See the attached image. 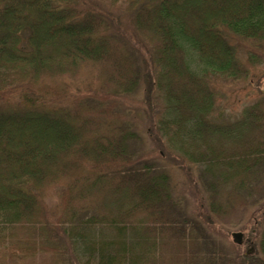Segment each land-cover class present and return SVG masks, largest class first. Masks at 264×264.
Instances as JSON below:
<instances>
[{"label":"trees","instance_id":"16d2710c","mask_svg":"<svg viewBox=\"0 0 264 264\" xmlns=\"http://www.w3.org/2000/svg\"><path fill=\"white\" fill-rule=\"evenodd\" d=\"M117 10L159 77L114 30ZM262 47L264 0H0V264H264V203L250 248L203 243L204 223L264 199V96L215 116L217 80L244 78L241 50ZM141 85L151 112L164 92L150 127L181 186L133 152L120 101ZM193 164L206 195L185 215Z\"/></svg>","mask_w":264,"mask_h":264},{"label":"rangeland","instance_id":"374dc122","mask_svg":"<svg viewBox=\"0 0 264 264\" xmlns=\"http://www.w3.org/2000/svg\"><path fill=\"white\" fill-rule=\"evenodd\" d=\"M117 12L118 13L113 16L112 20L114 30L123 37L129 49L137 57L141 67L144 69L146 63H149L152 66L155 75L154 78L159 77V64L155 59L153 49L139 31L128 26V20L125 19L124 12L122 10H117ZM118 20H121V25L117 23ZM257 52L258 54H250L249 56L245 48L241 50L240 57L245 63L247 72L244 78L240 80H217L216 87L220 95L218 96L216 104L215 116H217L218 119L237 118L246 105L254 103L264 96V47L258 49ZM82 76L89 82L87 70H84ZM145 101L146 94L143 90V85H141L134 94L120 101V109L128 114L130 125L136 132L133 136V152L135 156L141 158L142 161L151 162L153 160L158 168H162L163 165L167 163L168 167L170 166L172 168V173H174L175 178L173 177V181L180 185L178 180L182 177L181 169L178 165H173L172 162L174 161L168 159L163 151H161V156L157 154L158 138L156 136L158 135V137H160L162 142L165 143L166 148L167 137L163 135L162 131L152 133V128L150 127L151 116L155 117L158 121L159 118L165 117L166 115V103L163 90L157 88L153 112L147 109ZM199 169L202 170L200 164H193L191 173L194 174L193 178L195 185L189 189H184V191L188 192L182 193L177 201L178 204L180 203V209L183 210L185 215H191V208L198 205L199 195H206V189L198 179ZM182 196H188L189 201L187 203L183 202ZM253 198H259L256 192ZM47 201L51 206L57 203L55 195L52 194ZM262 203H264V199L262 201H255L253 205H249L244 209L240 208L230 216H225L224 218L214 216L209 223H204V226H207L206 236L203 241L204 249L207 250L212 247L208 252L213 251V247H216L213 242H217L219 244L222 243L223 246L225 245L229 249V252L235 253L236 250L233 245L235 241L232 236L233 232L242 233V245L250 248L252 245V235L253 232H255L254 226L259 224L260 220L263 219L262 217H260V219L255 217L254 219V212Z\"/></svg>","mask_w":264,"mask_h":264},{"label":"water","instance_id":"95a60500","mask_svg":"<svg viewBox=\"0 0 264 264\" xmlns=\"http://www.w3.org/2000/svg\"><path fill=\"white\" fill-rule=\"evenodd\" d=\"M233 236H234V238H235L236 240H238V239H240L241 234L238 233V232H235V233L233 234Z\"/></svg>","mask_w":264,"mask_h":264}]
</instances>
